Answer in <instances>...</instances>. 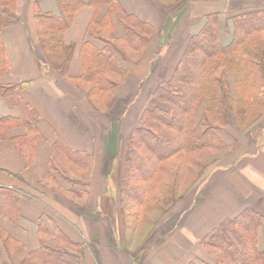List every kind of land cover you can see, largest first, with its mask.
<instances>
[{
  "label": "crops",
  "instance_id": "obj_1",
  "mask_svg": "<svg viewBox=\"0 0 264 264\" xmlns=\"http://www.w3.org/2000/svg\"><path fill=\"white\" fill-rule=\"evenodd\" d=\"M43 1L38 3L43 12L62 18L59 0ZM117 1L120 11L100 34L108 41L92 36L90 27L104 10L86 0L53 45L39 39L35 0H14L20 20L0 30L6 60L0 87L14 86L8 95L0 90V190L10 196L0 213V264H200L208 260L202 240L224 221L246 208L264 216L263 105L246 127L229 118L215 129L220 144L213 147L216 157L203 178L166 208L140 247L127 248L121 207L130 198L118 182L130 134L141 127L144 112L160 105L156 88L173 76L205 16L264 5V0ZM116 15L146 24L148 43L127 48ZM112 44L127 57L114 55V66L102 71L90 65L95 51ZM109 79L116 81L112 88ZM94 97H100L99 106ZM21 101L37 114L33 130L18 120ZM58 140L70 153L55 148ZM258 247L264 250L261 228Z\"/></svg>",
  "mask_w": 264,
  "mask_h": 264
},
{
  "label": "trees",
  "instance_id": "obj_2",
  "mask_svg": "<svg viewBox=\"0 0 264 264\" xmlns=\"http://www.w3.org/2000/svg\"><path fill=\"white\" fill-rule=\"evenodd\" d=\"M39 1L34 2L39 39H48V45H53L59 41L56 34L66 27L71 14L82 0H59L62 18L49 11L43 12L38 7ZM86 1L98 11L104 10L96 25L90 27L92 36L108 41L106 36L100 34L104 24L112 22L114 14L120 11L118 1ZM13 4L14 0H0V30L20 20ZM223 15L213 12L205 16L200 30L189 39L173 76L159 83L156 88L154 96L160 105L144 112L141 127L135 129L128 138L125 172L119 179L118 189L135 202L154 204L156 192L150 193L148 183L156 179L157 172L168 173L167 168L162 167V162L167 159L189 160V153L219 145L214 130L226 124L229 118H240V112L235 116L228 112L231 103L226 93L232 95L226 72L228 67L237 72L236 81L241 84L243 101L255 108L264 105V5L241 8ZM115 18L124 26L123 41L127 48L139 49L148 43L150 28L146 24L128 15L125 16L127 19L117 15ZM96 28L98 31H95ZM221 28L231 31L225 42L221 40ZM116 54L127 57L121 48L112 44L105 51H95L93 61L89 64L96 65L102 71L105 67H112ZM3 60L6 61L0 45V70L4 68ZM66 61L61 71L67 65ZM116 70L121 71L118 67ZM115 82L109 79V86L112 88ZM13 89L14 86L0 87L5 95L13 93ZM19 109L21 114L18 120L21 125L33 130L36 127V112L24 101H21ZM54 146L70 153L60 140ZM143 149L152 156L142 154ZM210 163H206L204 168ZM141 166H148L146 174L139 171ZM186 172L185 167L182 172H173L168 182L174 192L166 200L181 196L175 193L178 189L177 180L186 181ZM189 180L190 184L192 181ZM5 191L0 190V213L6 210L10 201ZM258 228L262 229L264 238V216L251 208L224 221L202 240L204 250L210 254L214 251L220 253V258L216 256L215 263L211 264H264V250L258 247Z\"/></svg>",
  "mask_w": 264,
  "mask_h": 264
},
{
  "label": "rangeland",
  "instance_id": "obj_3",
  "mask_svg": "<svg viewBox=\"0 0 264 264\" xmlns=\"http://www.w3.org/2000/svg\"><path fill=\"white\" fill-rule=\"evenodd\" d=\"M226 15V14H225ZM225 18V17H224ZM223 18V19H224ZM225 21V20H224ZM232 23V22H230ZM228 23V24H230ZM230 30L232 27V24L229 25ZM231 31H226L225 29H220V36L221 40L224 41L230 37ZM207 39V37H204ZM59 65V63H58ZM227 74L230 76V79L232 81V86L235 90V95H229L226 93V96L228 97V102L231 103V106L228 110L230 112V115L235 116L238 112H240L241 116L240 118L232 119V122L238 125L239 128H244L252 121L258 118L260 114L262 113V109L255 108L247 105L242 97H241V84L236 81L237 72L228 67L226 69ZM94 105L99 106L100 105V97H94L93 99ZM215 133V130H214ZM156 150V148H155ZM142 154H144L147 157L152 156L146 149H143ZM215 149L207 147L203 149H198L192 153H189V160H182V159H173V160H165L162 162V167L167 168L168 173H162L157 172L156 173V179L152 182L148 183V188L150 189V193H154L155 195V202L153 205H145L142 208L137 207L132 203V199L126 203L125 206L121 207V217H125L124 220L126 221L125 225V239L127 242V248L131 250H136L138 247L141 246L143 239L146 237L145 235L147 233H152L153 229H156V219L164 215L166 208L168 206H171L175 201L173 199L166 200V197L171 195L174 191L171 189L170 184L168 181L171 180L172 174L175 171H181L182 168L185 167L187 180L181 181L177 180V186L178 189L175 191V193L179 195H185L188 192L191 191L192 186H189L188 178H190L189 181L196 180V183L199 181V179L203 178L205 171L203 168L205 167V164L212 161L214 162V158L216 157ZM185 165V166H184ZM210 166L206 169H208ZM142 173L148 172V166H144L139 169ZM163 181V183L161 182ZM152 190V191H151ZM113 207H111V210L113 211ZM113 217V215L111 216ZM144 246V245H143ZM216 256H220V253L218 251H214L213 254H208L207 257L208 260L201 261L200 264H211L215 263L214 259L216 260ZM220 258V257H219Z\"/></svg>",
  "mask_w": 264,
  "mask_h": 264
},
{
  "label": "bare ground",
  "instance_id": "obj_4",
  "mask_svg": "<svg viewBox=\"0 0 264 264\" xmlns=\"http://www.w3.org/2000/svg\"><path fill=\"white\" fill-rule=\"evenodd\" d=\"M43 4H44V5H50V0H44V1H43Z\"/></svg>",
  "mask_w": 264,
  "mask_h": 264
}]
</instances>
